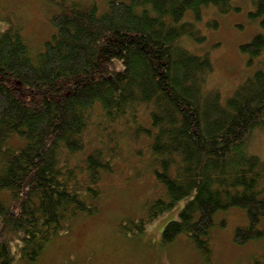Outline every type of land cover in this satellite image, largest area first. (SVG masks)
Listing matches in <instances>:
<instances>
[{
	"label": "trees",
	"instance_id": "16d2710c",
	"mask_svg": "<svg viewBox=\"0 0 264 264\" xmlns=\"http://www.w3.org/2000/svg\"><path fill=\"white\" fill-rule=\"evenodd\" d=\"M45 1L54 32L40 50L0 27V264L38 262L96 215L127 151L138 180L133 161L149 154L160 192L120 233L139 238L183 205L161 244L185 237L212 264L217 229L241 210L232 240L264 264V161L250 145L264 129V0H248L259 31L240 46L250 72L227 97L208 87L214 65L198 48L244 1Z\"/></svg>",
	"mask_w": 264,
	"mask_h": 264
},
{
	"label": "rangeland",
	"instance_id": "374dc122",
	"mask_svg": "<svg viewBox=\"0 0 264 264\" xmlns=\"http://www.w3.org/2000/svg\"><path fill=\"white\" fill-rule=\"evenodd\" d=\"M76 1L89 3L92 0ZM243 1L246 7L243 13L221 17L220 27L205 31L207 42L198 48L201 53H210L214 65L208 87L222 92L224 97L230 95L250 72L245 67L246 57L239 49L259 31L258 25L247 18L249 1ZM54 10L45 0H0V27L12 24L20 29L30 48L38 51L54 32L51 24ZM211 14L214 10L209 16ZM250 145L252 152L264 161V129L253 134ZM129 154L130 151L123 152L125 158L119 162L122 172L106 178L99 212L80 218L70 232L54 239L34 264H206L185 237L171 246L161 244L165 226L176 219L183 205L146 224L139 238L120 233L119 225L127 219L137 221L146 217L147 201L160 192L155 187L149 154L133 161V164L141 163L142 180L134 175L133 157ZM241 212L232 211L227 216V228L217 229L212 242V264H250L252 245L239 246L232 240L237 224L242 221ZM16 264L22 263L17 260Z\"/></svg>",
	"mask_w": 264,
	"mask_h": 264
}]
</instances>
